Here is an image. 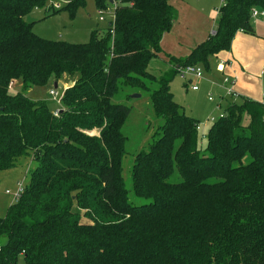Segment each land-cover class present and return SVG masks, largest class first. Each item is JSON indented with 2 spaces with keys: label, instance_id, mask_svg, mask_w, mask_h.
<instances>
[{
  "label": "trees",
  "instance_id": "obj_1",
  "mask_svg": "<svg viewBox=\"0 0 264 264\" xmlns=\"http://www.w3.org/2000/svg\"><path fill=\"white\" fill-rule=\"evenodd\" d=\"M171 0H93L113 8L83 43L48 40L25 17L47 0H0V171L25 157L28 182L0 217V264H264V101L230 102L198 145V120L169 85L179 70L253 34L251 8L264 0H221L214 31L185 57L160 40L176 19ZM86 0L59 9L73 18ZM57 114L43 100L11 93L58 81ZM139 93L160 120L127 176L122 129Z\"/></svg>",
  "mask_w": 264,
  "mask_h": 264
},
{
  "label": "rangeland",
  "instance_id": "obj_2",
  "mask_svg": "<svg viewBox=\"0 0 264 264\" xmlns=\"http://www.w3.org/2000/svg\"><path fill=\"white\" fill-rule=\"evenodd\" d=\"M57 1L59 0H47V3ZM183 3L185 5L189 4L193 7L200 6L204 8L205 11L210 12L216 20V9L221 5V0H184ZM175 5L177 4L174 3V6L172 5V7L176 12V16H178V11L180 10H177V6ZM46 8L47 7L33 9L26 15L25 19L28 22H32V31L36 35L48 40H64L73 43H83L88 41L92 29L105 28L113 19L112 6H107L105 9L99 10L95 7L93 0H86L85 5L77 10L73 18H69L67 12L63 10L50 14L52 10H56L53 6H51L52 10H47ZM179 15L181 18L182 14L180 13ZM254 18L256 17L250 18L252 28L254 24H259L261 21L260 19ZM259 31H262L260 32L261 35L264 34L263 30ZM254 33L257 36L262 37L255 30ZM256 40L258 41V44H264L263 40ZM257 49L261 52L264 51L261 45L258 46ZM220 53L222 56H210V60H214V63L208 61V69H206L203 64L198 65L203 75L202 80L194 82V84L198 86L197 90L192 91L188 87L187 77H182L180 74H176L170 84V91L173 94L174 100L184 108V111L187 114L198 120V145L202 148H204L206 140L204 137H200L201 134L206 135L210 123L224 113L226 106L230 102H238L240 100V97H224V91L221 87L224 75H214V80H209L210 78L207 76L211 71L212 65L215 64L216 58V62H218V60L224 61L225 59H227L228 62H231L230 59L224 55L225 51H221ZM164 60L166 61L165 58ZM263 60L260 61L257 55H249V65L246 69L243 68L245 74L252 81L249 85V96L258 101L264 100ZM160 63V67L163 69L164 64L163 62ZM159 73L160 72H156L155 75H158ZM53 82V80H50L45 85L32 86L27 90H23L21 82L16 80L10 85L9 90L11 93L21 92L32 100H43L51 110H60V100L54 98L50 94V90L54 89L59 93L61 87L65 88L66 86H69V82L72 83V81L68 76L64 75L57 81L56 88L53 87ZM208 82L213 84L220 83V87L217 86L216 88L213 87V85L210 87ZM209 97L211 99H208ZM132 98L133 100L125 101V104L131 106V111L122 129L123 133L127 136V155L123 159V174H125V176H127L131 154L148 145L152 133L154 132V127L160 121L152 113L150 102L146 95L140 96L139 94V97ZM35 165L36 163L31 157H25L19 159L14 167L0 171V217L5 215L7 207L14 201L12 195L13 192L28 182V170L34 168ZM7 190L9 193H6ZM18 264L24 263L19 259Z\"/></svg>",
  "mask_w": 264,
  "mask_h": 264
},
{
  "label": "crops",
  "instance_id": "obj_3",
  "mask_svg": "<svg viewBox=\"0 0 264 264\" xmlns=\"http://www.w3.org/2000/svg\"><path fill=\"white\" fill-rule=\"evenodd\" d=\"M183 1L184 0L170 1V4L172 3L173 6L174 3H176L177 5L175 6H177V10L180 11H178V16H176V19L173 22L170 30L165 32L160 40L159 44L162 52L160 53L159 57L152 59L148 65V70L151 73L153 72L155 74L156 72H160L159 74H161L167 69L169 65L164 60V58L166 59V54L181 58L185 57L191 52L193 48L203 42L214 31L215 19L214 16L210 14V12L205 11V9L200 6L193 7L189 4L185 5ZM258 9L264 10L261 8ZM180 13L182 14L181 18L179 15ZM254 19L261 20L259 24L253 25V29L257 31L258 34H260V32L262 31L259 30L264 31V14L258 15ZM261 36L263 38L257 36L255 33L244 34L242 31H238L232 39L229 49L225 51L224 54L228 59H230L231 62H228L227 59H225L224 61L218 60V62H216V58L215 64L212 65L211 71L207 75L210 78L209 80H214V75H227L233 80V89L239 94V97H250L249 85L252 81L245 74L243 68L246 69L249 65V55H257L260 61L264 59V51L261 52L257 49L260 45L264 49V44H258V41L256 40L261 39L264 42V34ZM220 52L219 54H215V56H222ZM158 61L163 62V69L162 67H160L161 63ZM208 61L214 63V60H210V57L208 58ZM208 85L210 87H212V85L216 88L217 86L220 87V83L213 84L211 82H208ZM224 97L227 98V96L225 95Z\"/></svg>",
  "mask_w": 264,
  "mask_h": 264
},
{
  "label": "built area",
  "instance_id": "obj_4",
  "mask_svg": "<svg viewBox=\"0 0 264 264\" xmlns=\"http://www.w3.org/2000/svg\"><path fill=\"white\" fill-rule=\"evenodd\" d=\"M66 3V0H59L57 2H49L47 5L49 7L53 6L54 9H59L60 7H62L64 4ZM264 14V10H259L256 7L251 8V12H250V16L251 17H256L258 15H263ZM102 19V18H100ZM182 77H187L188 79V87L192 90H197L198 86L196 84H194V81H198L202 79V71L200 69V67L198 65H188L182 69L179 70V73ZM233 80L225 75L222 79L221 82V87L224 91V95L228 96V97H239V94L233 89ZM65 88L61 87L60 92L58 93L57 91H55L54 89L50 90V94L56 98L57 100H60L62 92ZM208 99H211L210 97ZM58 112V110L54 111V114L56 115ZM223 114H221L220 116H222ZM202 137H204V135H202ZM22 190V186H20L18 189H16L13 192V197L17 198L19 193ZM6 193H9V191L7 190Z\"/></svg>",
  "mask_w": 264,
  "mask_h": 264
},
{
  "label": "water",
  "instance_id": "obj_5",
  "mask_svg": "<svg viewBox=\"0 0 264 264\" xmlns=\"http://www.w3.org/2000/svg\"><path fill=\"white\" fill-rule=\"evenodd\" d=\"M69 85H71V82H69ZM53 87H55V88L57 87V82L56 81L53 82ZM131 97H134V98L135 97H139V94H137V93L136 94H132Z\"/></svg>",
  "mask_w": 264,
  "mask_h": 264
}]
</instances>
